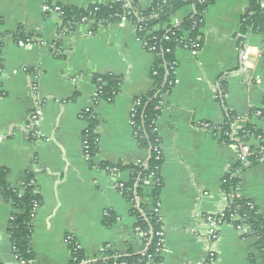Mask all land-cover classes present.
<instances>
[{"label":"crops","instance_id":"obj_1","mask_svg":"<svg viewBox=\"0 0 264 264\" xmlns=\"http://www.w3.org/2000/svg\"><path fill=\"white\" fill-rule=\"evenodd\" d=\"M137 1L142 8L149 3ZM116 2L0 0V167L13 189H20L27 174L35 176L42 205L31 222L32 264H70L68 238L82 251L84 264L101 258L105 248L121 257L145 252L130 205L118 189L131 172L111 176L100 166L126 168L148 157L134 139L131 114L135 99L151 90V57L129 22L108 25L92 36L89 25H80L74 36L59 39V16L43 12L45 5L86 9ZM248 5V0H212L201 29V50L174 53L175 84L161 101L155 125L163 157L158 203L163 252L152 264H203L211 247L216 254L211 264H250L249 257L256 256L255 240L242 238L230 225L220 228L213 246L205 240L203 217L223 208L222 181L239 160L220 134L200 127L222 126L230 114L264 135V119L254 115L264 109V29L241 34ZM192 11L184 7L170 24ZM18 34L31 36L34 43L19 47ZM97 75L122 79L111 103L95 102ZM88 109L98 121L93 165L85 158L87 125L80 118ZM258 137H249L252 147L259 145ZM238 195L264 215L263 158L239 175ZM15 213L0 199V264H17L7 234ZM107 219L110 226L104 225Z\"/></svg>","mask_w":264,"mask_h":264},{"label":"trees","instance_id":"obj_2","mask_svg":"<svg viewBox=\"0 0 264 264\" xmlns=\"http://www.w3.org/2000/svg\"><path fill=\"white\" fill-rule=\"evenodd\" d=\"M148 6L142 8L137 0H118L108 6L92 5L86 9L73 7H61L62 27L67 28L66 34L75 35L76 26L90 21L94 24L93 33H97L101 26L118 24L122 21L129 22L136 29L137 37L147 45V51L152 60L150 71L151 90L135 99L134 113L131 119L133 136L139 148L148 154L146 161L140 165L128 167H114L102 165L101 168H117L118 171L129 170L130 180L118 188L125 201L130 205V214L136 220L135 228L143 238L145 252L139 255L129 252L126 256H117L110 248H105L102 257L91 262L92 264H152L160 261L163 252L162 239L158 237L161 232L159 214V196L163 187L160 177V169L163 157L160 149V139L156 131V121L161 112V101L164 96L170 94L175 84L176 68L174 53L185 45L197 47L199 52L203 46L201 29L204 24L205 14L212 4V0H148ZM248 8L241 20V34L249 31L262 33L264 29V10L260 8L261 0H248ZM186 6H191L193 11L185 19L176 25H171V19L178 11ZM29 37L21 34L15 35L16 41H23ZM167 38V40H166ZM55 49L58 48L56 45ZM153 49V50H151ZM62 57V53L57 56ZM2 62L0 60V71ZM224 77L220 78L222 84ZM97 88L95 102L111 103L118 94L121 78L110 75H97L93 78ZM1 96V94H0ZM223 94H219L217 100L222 101ZM262 117L264 119V109ZM85 122L84 132L87 145L89 163L93 165V159L97 152V117L92 109L84 110L80 114ZM233 122V116L226 114L225 123L220 126V141L229 144L228 132ZM218 128L209 130L217 134ZM251 137L262 135L254 132L250 126L244 129ZM247 137V139H248ZM245 139V140H247ZM262 158H251L245 162H239L225 177L221 188L228 198V210L221 217L228 225L233 227L246 226L249 229L247 238L254 239L256 256L249 257L250 264H264V215L249 200L238 197L239 175L248 168L261 163ZM8 172L0 167V199L9 203L16 213L11 217L7 226V234L17 264H32L33 252L31 249V222L36 211L42 205L41 197L35 190V176L27 174L21 183L20 189H13L7 183ZM152 178V179H151ZM151 179L148 187L144 183ZM235 219V221L232 220ZM104 225L110 226L108 219ZM69 251L74 259L70 264H84L85 257L75 242L70 244Z\"/></svg>","mask_w":264,"mask_h":264},{"label":"built area","instance_id":"obj_3","mask_svg":"<svg viewBox=\"0 0 264 264\" xmlns=\"http://www.w3.org/2000/svg\"><path fill=\"white\" fill-rule=\"evenodd\" d=\"M260 8L262 10H264V0H261ZM43 12L45 14H49V15H58L59 19H60L59 28L62 27L61 7L56 6V5H45V6H43ZM80 25H89L90 26V31L88 33L89 36H92L95 34V33H93L94 24L92 22L86 21ZM80 25H77V26H80ZM171 25L173 26L176 24H171ZM77 26H76V28H77ZM98 28L101 29L102 27L98 26ZM66 31H67V28H63V29H61V31H59V35H58L59 39H65V37H70V38L72 37L70 34H66ZM137 39L143 45L146 52L148 53L147 45L144 44L142 41H140L138 37H137ZM166 40H167V38H166ZM33 43H34L33 38H28L24 41L17 42V45L21 48H26V47H30ZM184 49L189 50L192 54L198 53L197 47L195 45H193V46L185 45ZM151 50H153V49H151ZM174 71H175V69H174ZM216 93H217V95H216L217 98H218L219 94L223 93L221 83H220V85L217 86ZM96 96H97V91H96ZM133 113H134V109H133L132 114H131V119L133 117ZM254 115L256 117H262V111L257 110L256 112H254ZM35 119H36V116H33V120H35ZM200 127L203 128L204 130H209L212 126L210 127L208 124H202ZM219 127H215V128H218V129H216L217 134L220 133ZM244 129H245V127L242 125L241 119L238 118V119L233 120V122L230 125L229 132H228V138L230 140V145L233 148H235V150L237 151L239 162H245L248 159L256 158V157L264 159V138L258 137L257 140L259 141V145L252 147L249 144V140H248L249 134ZM214 136H216V134H214ZM247 137H248V139H247ZM245 139H247V140H245ZM83 148H84V152H85V158L89 161V155L87 154V145L85 142V136L84 135H83ZM107 171L109 172V174H111V176H114L118 173L117 168L107 169ZM151 179L147 180L144 183L145 187H148L150 185ZM224 179L222 181V184L225 182ZM121 187H122V184H118V188H121ZM221 196H222V201H223V208L221 209V211L217 215H207V216L203 217V221L205 222V225L207 228L205 240L207 241V243L210 246H213L217 242L218 237H219V233H220V228L223 225H228L227 222L225 220H223V218L221 217V215L226 210H228V198L224 195L223 191H222ZM238 197H239V195H238ZM232 220L235 221L234 218H232ZM234 228L237 230V232H239V234L241 235L242 238H246V236L249 233V229L246 226H239V227H234ZM136 231L138 232V229H136ZM158 237L163 239V232L162 231L158 233ZM72 243H73V240L68 238L67 244L70 246V244H72ZM215 255L216 254H215L214 248L211 247V249L208 252L207 260L204 261L203 264H211V261L215 259ZM72 260H74V259L72 258Z\"/></svg>","mask_w":264,"mask_h":264}]
</instances>
